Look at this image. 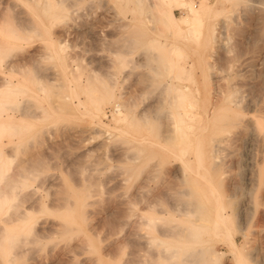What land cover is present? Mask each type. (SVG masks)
<instances>
[{"label":"rangeland","instance_id":"374dc122","mask_svg":"<svg viewBox=\"0 0 264 264\" xmlns=\"http://www.w3.org/2000/svg\"><path fill=\"white\" fill-rule=\"evenodd\" d=\"M159 1L0 0V114L16 116L0 127V264H158L144 253L136 218L167 213L169 177L199 191L190 189L202 213L213 217L222 204L227 217L204 236L220 264H239L232 238L241 262L264 264V0H192L201 16L183 29ZM157 80L182 92L178 111H186L179 102L195 104L183 139L177 128L159 138L175 124L154 117ZM227 85L234 109L261 121L262 137L231 127L213 158L204 109ZM115 102L120 114L133 107L137 121L120 119ZM26 207L29 222L14 220Z\"/></svg>","mask_w":264,"mask_h":264},{"label":"bare ground","instance_id":"6f19581e","mask_svg":"<svg viewBox=\"0 0 264 264\" xmlns=\"http://www.w3.org/2000/svg\"><path fill=\"white\" fill-rule=\"evenodd\" d=\"M161 1L165 5L164 6L160 5V6H158V8H159V10L163 11L166 14V17L168 19L167 21L170 22L171 24H173L175 29H183V27L180 25V22H183V23H186L187 25H189V24H192L193 22L199 20V18L201 16L202 9H203L202 6H198V7L195 6L194 2L192 0H160L159 4H161L160 3ZM237 1H242V0H237ZM150 5L155 6L156 1L150 3ZM173 7H178V8L184 7L186 9V14L183 17H181V19L177 18L175 15ZM119 26L121 29H127L130 27L129 23H127V22L121 23V25H119ZM187 29H190V27H188ZM125 41L127 43L130 40H129V38L128 39L125 38ZM131 41H132V39H131ZM156 84L158 87L160 98L158 97L157 99H154L155 102L158 100L157 101L158 104H156L157 102L155 103V105L157 107L156 109H155V105L151 106V108L154 107V108H152V109H154V112L152 109H151L152 110L151 112H153V114L154 113L156 114V116H154L155 119H156V117L157 118L162 117L164 119V121L166 119V120H168V123L170 122L171 124H173V123L175 124L173 129L169 128L170 125L168 124L169 125L168 126L169 131L170 130L171 131L168 134H160L159 138H161V137L166 138V139H170L171 137L173 138L172 132H173V130H176L175 128H177L178 132H180L179 133L180 138L183 139L186 135V132L183 130L182 124H184L187 120H190V122L196 120V117L198 115L197 112H194V110H193L195 107V104L193 102H190L186 105H183L184 102L183 103L179 102V107L180 106L183 107L186 111H183V110H182V112L178 111V109H177L178 106H177L176 100L178 99V97H179L178 100H180V101H181V99H184L182 92L181 91L179 92V89L177 87H175L173 85V83L170 82V80H166V81L165 80H163V81L157 80ZM218 86H220V85H218ZM231 86H233V85H230V87ZM230 87L228 85L226 86V90H225L223 95H222V93H223L222 91H220V95H219V93H218L219 90H217L216 92L218 95L216 94V96H214V100L212 99V101L209 103V105L206 106V108L204 109L205 120L207 122L211 121V128H212L211 130L212 131L210 133L211 134L213 133V135L212 136L210 135L211 137L210 136L209 137H210V153H211V156L213 158H215L216 155H218L217 152L221 148L222 142H224V140H225V137H223L222 134H224L226 131H228L231 127L240 126L241 132L236 131L237 134L241 133V135H243L245 137L247 136L249 139H253V140L256 139L257 140L260 137H262V129H261L262 124L260 123L261 121L256 120L255 117H253L254 115L253 116L247 115V113L246 114L243 112L241 113L238 109L237 110L234 109V107H236V106L233 107V105L235 104L234 103L235 99H236L235 98V92ZM224 88H225V85H224ZM109 90L107 89L106 94L110 98L111 95H109V94L110 93L112 94V92L108 93ZM110 91H113V89L111 88ZM104 95H99L100 97L98 99H100V98L102 99V97L104 98ZM237 98H238V96H237ZM94 100L97 101L96 99H93V101H92L93 103H95ZM237 102L238 101L236 100V105L239 106L240 101L238 102L239 104H237ZM97 103H95L94 105H96ZM114 106L116 107L115 109L118 111L119 114L122 113L121 109H120V105L118 102H115ZM131 109L128 107L125 110L124 114H120L119 115L120 119H124V120L127 119V120H131V121L135 120L134 119L135 116H134L133 111ZM146 109H144L145 110V112H144L145 115L143 116L144 118L143 117L137 118L138 120L141 119V121H145V118L147 117L146 112H148ZM148 110H149V107H148ZM95 112H96L95 115L97 116L98 123L101 124V126H105L106 123H103V121L101 119V115H103L104 112L100 109L99 106L96 107ZM140 114H142V112ZM0 117L2 120L0 122V127L5 125V121L16 119V116H13L11 114H7L5 116L0 114ZM135 121H137V120H135ZM161 121H163V120H161ZM161 121L158 123H161ZM192 125L193 124L189 125V126H191V129L193 127ZM164 130H166V129H164ZM158 132L164 133L161 130H159ZM228 136H230V134ZM228 136H226V137H228ZM235 136L232 135V137H235ZM232 137H230V138H232ZM240 137H242V136H240ZM240 140H241V138H240ZM247 141H248V139H247ZM243 142H244V140H243ZM220 143H221V145H220ZM246 145H247V143H246ZM137 149H139V148H137ZM221 149H223V148H221ZM124 151H126V150H124ZM136 152L141 153V151L136 150L134 155H137ZM140 153H138V154H140ZM130 155L131 154H129L128 157ZM182 161L184 164H186V161L184 159H182ZM215 163H217V162H215ZM212 166H214V164ZM181 169L182 168L180 166H176V167L174 166L172 168V171H171V173H173L172 176L179 175V177H182V174H180V172L182 171ZM125 170L128 171L129 167L125 168ZM172 178L173 177H169V179H167V181L164 183V184H167L168 180H169V184H168L169 188H168V186L164 185L165 187H167L166 189H169V190L164 191V192H166L165 200H166L167 205H168L167 211H166L167 213L164 214V212L161 210V213L163 212V214H156L155 213V214H152L151 216L150 215L146 216L142 212V213H139L137 215L138 218H136V221H138V224H137L138 227L146 230L145 233H142L139 231L136 233V231H135V234L138 235V237L139 236L143 237V238L145 237L144 241H145L146 248H144V253L151 255V256L156 255L158 258H161L162 261L159 262L158 264H220V262H221L220 255L221 254L218 253L214 248H212L211 245L208 246V243H206V238L204 236H206V234L209 233V228H210L209 223H213L214 226H217V224L220 221H223L227 217V215L223 211L224 208H223L222 204L220 202H219V205L217 204L216 211H214L215 214L213 217L207 211H206L207 213H205V212L202 213L203 212L202 209L204 207L202 208V203L201 202L199 203L195 199L194 195L196 193L194 195H192V191H190L192 186L189 185V187L191 186V188L188 189L186 183L184 185V183L181 180H180L181 182H179V180L176 177H174V178H176L177 181L176 180L174 181V179H172ZM162 187H163V185H161V188L160 187L159 188L163 191ZM191 190L194 191L193 188ZM162 191H160V192H162ZM194 192H198V194H199V191H194ZM216 192H217V190H216ZM154 193H156V192H154ZM85 194L87 195L88 193L86 192ZM217 195H218V193H217ZM83 196H84V194H82V197H81L82 199H83ZM144 196L145 195H142V197H144ZM155 196H157V195H155ZM160 197H161V195H160ZM160 197H159V199H160ZM163 198H164V196H163ZM197 198H198V196H197ZM218 198H219V195H218ZM1 199L5 200V198H1ZM155 200H156V197H155ZM199 200H200V198H199ZM161 201L162 200H160V202ZM249 202H251V199ZM83 203H85V201ZM129 203L131 204L130 198L128 200V204ZM244 203H246V202H244ZM247 203H248V201H247ZM154 205L149 203V206H147V207H150L152 210H154L155 209V208H153ZM245 206H247V205H245ZM163 208H164V206H163ZM239 208L241 209V207H239ZM246 208H248V207H246ZM147 209H149V208H147ZM250 209H252V208H250ZM32 211H33V209L31 207H26L25 209L21 210L17 214V217L14 220L27 223V222H29V219L31 218L30 216H31ZM250 211L251 210H249V212ZM155 212L159 213L160 209L159 210L157 209ZM240 212H242V211H240ZM249 212H248V214H249ZM118 213H120V211ZM245 213L247 214V212H245ZM115 216L112 215V219ZM250 216H251V214H250ZM120 218H122V217H120ZM116 219H118V218H116ZM111 221H113V220H111ZM133 221H135V220H133ZM116 222L114 223V225L116 224ZM123 222H124V220H123ZM131 227H133V226H131ZM2 229H3V225H0V234L2 232ZM153 232H155L156 235H152L151 233H153ZM232 239L230 240L231 244H232V252L236 256L235 258H237L238 263L244 264L243 262H241L242 260L240 259V254H239V252L235 246V243H234L235 238H234V240H232ZM130 240L132 241V239H130ZM30 241L31 240H29V242ZM137 241H138V238H137ZM145 246L143 244V247H145ZM139 247H140V245H139ZM14 256L15 255H13V257ZM200 256H204V258H203L204 263H201ZM13 257L12 256H11V258L6 257L7 259H4V260H6V262H9V261H11V259ZM144 260L146 262H148V264H155L153 259L147 258ZM125 264H132V260L127 259Z\"/></svg>","mask_w":264,"mask_h":264}]
</instances>
